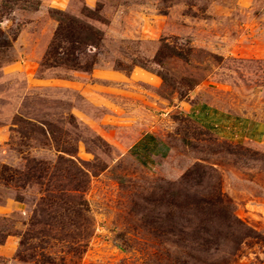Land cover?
<instances>
[{
    "label": "rangeland",
    "instance_id": "374dc122",
    "mask_svg": "<svg viewBox=\"0 0 264 264\" xmlns=\"http://www.w3.org/2000/svg\"><path fill=\"white\" fill-rule=\"evenodd\" d=\"M51 10L102 34L91 71L44 63ZM206 104L264 122V0H0V264H264V143L199 128ZM218 194L236 251L196 240L191 203Z\"/></svg>",
    "mask_w": 264,
    "mask_h": 264
},
{
    "label": "trees",
    "instance_id": "16d2710c",
    "mask_svg": "<svg viewBox=\"0 0 264 264\" xmlns=\"http://www.w3.org/2000/svg\"><path fill=\"white\" fill-rule=\"evenodd\" d=\"M52 17L57 21V28L46 52L44 63L51 67H63L73 70L91 71L94 61L88 60V49L97 48L102 40V34L87 22L76 17L64 14L60 11L51 10ZM88 19H93L90 15L84 14ZM97 20V19H96ZM7 169H0V177L8 182ZM222 197V196H221ZM218 194L215 201L191 203L197 216H200V225L196 233L199 234L196 240L198 246L203 248L205 244L211 243L216 251L225 242H231L235 251L242 242L241 228H236L235 224L241 225L234 218L233 210L228 201H223ZM190 203L185 201L180 206L186 210L191 208ZM178 207V206H177ZM207 225L216 224L217 228L225 227L226 234L220 230L210 231ZM221 238V239H220ZM232 253L230 257H234Z\"/></svg>",
    "mask_w": 264,
    "mask_h": 264
},
{
    "label": "crops",
    "instance_id": "0c3cea01",
    "mask_svg": "<svg viewBox=\"0 0 264 264\" xmlns=\"http://www.w3.org/2000/svg\"><path fill=\"white\" fill-rule=\"evenodd\" d=\"M192 122L219 140L234 144L264 143V122L212 109V105L190 108ZM132 156L146 169L156 167L169 152L166 142L153 133H146L130 147Z\"/></svg>",
    "mask_w": 264,
    "mask_h": 264
}]
</instances>
